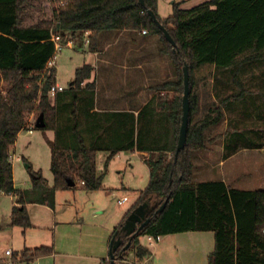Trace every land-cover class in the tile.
I'll return each mask as SVG.
<instances>
[{
	"label": "trees",
	"instance_id": "1",
	"mask_svg": "<svg viewBox=\"0 0 264 264\" xmlns=\"http://www.w3.org/2000/svg\"><path fill=\"white\" fill-rule=\"evenodd\" d=\"M46 1L50 17L23 25L30 0H0V192L14 197L11 226L29 228L26 204L51 207L56 191L102 189L104 173H97V152L108 153L106 167L118 152L137 150L147 153L144 162L149 178L133 208L144 204V219L149 221L123 251L129 238L120 229L132 209L127 212L110 237L121 234L123 245L115 252L116 257L125 259L126 252L133 249L141 260L148 253L139 243L143 235L157 239L195 231L213 233L214 247L206 264H264V189H240L223 180L192 182L193 153L206 148L205 132L223 117L221 107L215 106L194 119L199 100L193 91V71L212 66L214 92L221 91L220 87L227 89L220 103L228 105L249 92L248 75L264 81V0H205L189 9L180 8L186 0H172V12L167 17L157 13L159 0H143L144 6L139 0ZM147 10L154 13L174 46ZM122 30L156 35L160 53L168 55L173 70L172 79L151 88L154 95L136 115L95 109L94 70L87 63L76 68L69 85L51 98L49 88L55 83L56 69L46 67V63L55 49L52 35L65 43L76 34L87 33V48L94 54L102 32ZM184 65L189 74L188 125L184 148L175 155ZM40 114L45 125L36 128ZM243 124L240 119L226 123L224 157L242 147L260 148L263 144V131L254 127L249 132L257 135L256 144H240ZM27 128L53 132L49 142L50 186L26 159L23 162L32 176L31 187L13 185L11 149L19 132ZM52 252V246H40L25 248L17 256L26 260Z\"/></svg>",
	"mask_w": 264,
	"mask_h": 264
},
{
	"label": "crops",
	"instance_id": "2",
	"mask_svg": "<svg viewBox=\"0 0 264 264\" xmlns=\"http://www.w3.org/2000/svg\"><path fill=\"white\" fill-rule=\"evenodd\" d=\"M47 4L49 3L47 2ZM158 10L159 2L157 13ZM146 34L147 33H143V30L102 32L98 40V51L94 54L88 51L86 42L87 33L76 34L79 36L78 38L82 40L76 42L73 37H70L68 41L62 43V46L67 48L75 47L72 41L79 45L82 44L83 52L92 55L93 63L87 64H90L94 70L91 80L94 81L96 85L95 109L97 111H130L134 112L136 115L138 110L141 109L155 93L151 89L152 86L145 92V85H156L173 78L172 66L171 73L167 78H163V75H166L163 71L156 73L157 70H162V64L160 63L162 57L160 56V59L152 57L156 54L159 55V53H157V50L159 51V46L151 47V42L145 40V38L149 36L145 38L142 36ZM120 40L124 41V43H118ZM205 66L210 67L211 71H213L212 66ZM205 66L198 69H202ZM206 81L210 86L209 104L212 106L215 104L214 107H221L220 109L223 113L222 119L225 117L226 120L228 114H231V116L234 114V117L230 119L239 120L242 115L240 110L241 104H234V102L232 104L230 103L231 100L228 102L230 105L220 103V100H222L221 98L226 95L228 90L220 87L221 91H217L215 94L213 89L214 78L212 75L210 77L208 76ZM54 84H58L56 82V76ZM129 84L134 85L133 89L130 92L124 91V87ZM235 91H238L237 87H235ZM195 92L198 96L196 90ZM249 92L251 93L252 91L249 90ZM255 116L256 115L252 117L250 123H253L254 129H258L264 133V118L256 119ZM228 121L229 119L227 118L226 122ZM23 131L27 133L23 138L28 135L31 136L34 132L32 128H27L19 132L14 146L11 149L10 160L12 163L13 185L15 188L18 187H16L14 177L15 171L13 161H23V159H26L31 163L33 169L35 166L34 157H31V160H29L23 155L21 157L16 156L18 138ZM225 140L226 136L224 131L221 140L223 160L232 157L238 152L233 153L231 156L224 157ZM260 140V142L263 143L261 147L252 149L264 148V137ZM242 149L248 148L242 147ZM125 152H130L132 155L139 158V161L146 168L148 182L149 170L144 162L147 153L137 150ZM98 153L99 152H97L96 155ZM119 153L120 152L117 154ZM104 154L107 158L108 153L104 152ZM36 165H38V163ZM34 170H40L41 172L40 168ZM213 180L224 181V179L218 178L211 179V181ZM78 189L79 188L61 190L65 191L66 196L59 200L55 197L56 191L53 206L51 207L45 204L27 203L26 209L31 226L26 229L11 226L10 212L15 205L14 197L0 192V264H106L109 259L108 251L111 241L110 237L115 228L120 225L127 212L134 209L133 207L135 206L139 193L143 189L140 191L138 190L139 193L136 194V200L131 207L123 213V216L111 215L107 211L105 203L97 198V195H100L97 194V192L102 189L93 191L80 189L84 192L82 194L85 198H80L79 192H75L78 191ZM257 189H264V186L258 187ZM123 198L125 202V197H120L118 200ZM123 203L121 205L117 203V205L122 206ZM136 225H139V223ZM121 233L123 235L125 234L124 232ZM201 233L210 232L187 231L171 233L154 239V243L152 244L148 243L147 235L140 236V238L144 237L146 239L145 243L140 241L139 243L148 250V253L145 254L141 260H138L135 256V251L130 249L131 251L128 250L126 252L125 260L129 262L128 264H206L207 256L214 247V236L213 234L211 236ZM40 246H52L53 252L49 255L26 260L17 256V253L25 248L33 249ZM3 248L4 254L2 255ZM6 250H10L11 255H6ZM119 262L124 264L122 261Z\"/></svg>",
	"mask_w": 264,
	"mask_h": 264
},
{
	"label": "rangeland",
	"instance_id": "3",
	"mask_svg": "<svg viewBox=\"0 0 264 264\" xmlns=\"http://www.w3.org/2000/svg\"><path fill=\"white\" fill-rule=\"evenodd\" d=\"M172 0H159L158 15L160 17H167L172 12L171 6ZM205 0H186L181 5L182 9H189L198 4H201ZM50 17V6L46 0H30L27 8L25 9L24 16L22 18L23 25H29L34 23L39 18ZM110 34V33H107ZM145 40L151 42V47H158L159 51L161 43L156 35H142ZM74 41L82 40L79 36H72ZM69 38V37H68ZM103 39V38H101ZM74 48H67L63 46L55 57L56 68V82L64 87H67L70 81L74 77L75 69L81 67L83 63H93V57L90 53L83 52L82 44H77L72 41ZM118 43L123 44L124 41L120 40ZM87 51V50H86ZM157 50L155 59H160L162 64V70H157L156 73L164 72L163 78H167L171 73V60L168 55L160 54ZM154 61V60H152ZM189 75V74H188ZM212 75L211 68L208 66L202 69H196L193 71L194 89L197 91L199 97V110L194 114V119L203 117L208 111L214 108V105L209 104L210 99V86L206 79ZM254 75V74H253ZM252 76V74H251ZM248 75L246 81V87L252 92L249 94L246 91L244 96L238 95L234 101V104H241L240 110L242 117L245 120H240L243 124L242 132L240 136V144L252 145L256 144L257 135L251 134L253 123H250L252 117L256 115V119L264 118V81L258 82L257 78H252ZM153 82V80H152ZM152 85H145V92ZM155 86V85H154ZM134 85H128L124 87V91L130 92ZM229 115V114H228ZM227 118L230 119L231 114ZM226 118V120H227ZM225 117L218 124H215L205 132L208 142L207 146L203 150H199L193 153V183L202 181H209L211 179H224L226 184L233 187L242 189H257L264 186V148L262 149H241L232 157L223 160V151L221 149L222 134L226 127ZM26 131H23L18 138V147L16 156H24L31 160L34 157V169L40 168L41 174L46 181L47 185H52L53 177L50 170V140L53 139L51 131L34 130L31 136H26ZM29 141V144H28ZM32 143V145H31ZM22 153V154H21ZM223 158V159H222ZM30 163V162H29ZM38 163V165H36ZM106 155L104 152H99L96 155V169L97 173H104L103 177V189L98 191L97 198L105 203L107 211L111 215L123 216L131 205L136 200V194L138 190L143 189L147 184L146 168L139 161V158L132 155L130 152H120L116 156L112 157L105 167ZM14 177L16 181V187L29 189L31 174L26 168L23 161H13ZM125 187V188H124ZM133 189V190H130ZM79 194L80 198H85L82 194V190L75 191ZM86 194V193H85ZM1 196V195H0ZM65 191H57L56 196L59 200L65 197ZM120 197H125V202L122 206L117 205V200ZM82 208V207H80ZM208 234L210 233H201ZM145 238H139V241L145 243ZM131 251V250H130ZM4 254V248L2 250ZM131 260V259H130ZM109 262V261H108Z\"/></svg>",
	"mask_w": 264,
	"mask_h": 264
},
{
	"label": "water",
	"instance_id": "4",
	"mask_svg": "<svg viewBox=\"0 0 264 264\" xmlns=\"http://www.w3.org/2000/svg\"><path fill=\"white\" fill-rule=\"evenodd\" d=\"M139 3L144 6V1L139 0ZM149 16L154 20L157 24L158 28L163 32L165 39L174 46L175 43L166 29L157 21L154 13L151 10H147ZM189 75L188 68L186 65L183 66V94H182V116H181V124L179 127V133L177 138V144L175 149V155L184 148L186 142L187 135V125H188V115H189ZM45 123L43 120V116L40 114L36 120L34 126L36 128L44 127ZM69 185L72 186L73 183L69 182ZM164 207V203L159 207L158 211H161ZM145 215V205L141 204L134 208L130 214L127 216L124 224L120 229V233L124 232L125 235L129 238L128 242L123 246L122 250L126 251L131 243V240L139 233V231L148 223L149 219H144ZM139 223V225H136ZM123 245V241L120 236H113L110 245H109V264H115L118 261V257L115 256V252L119 247ZM121 256V253L119 254Z\"/></svg>",
	"mask_w": 264,
	"mask_h": 264
},
{
	"label": "built area",
	"instance_id": "5",
	"mask_svg": "<svg viewBox=\"0 0 264 264\" xmlns=\"http://www.w3.org/2000/svg\"><path fill=\"white\" fill-rule=\"evenodd\" d=\"M143 33H146L145 30H143ZM52 40L54 41L55 43V49H54V53L52 55V57L50 59H48L47 63H46V67H54L55 66V57H56V54L58 53V51L61 50V48L63 47L62 46V43H61V40L59 38V36H55V35H52ZM86 42L88 43V40H86ZM65 87L62 86V85H58V84H52L49 88V95L51 97H53L57 92H60L62 90H64ZM81 184H83V182H81ZM124 202V198L123 199H120L117 201L118 204H122ZM147 239H148V243L149 244H152L154 243V237L153 236H150V235H147ZM5 254L6 255H11V251L10 250H6L5 251ZM109 261V259H108ZM119 261H122L124 262V264H128L129 262L127 260H123L122 258H119L118 257V262Z\"/></svg>",
	"mask_w": 264,
	"mask_h": 264
}]
</instances>
